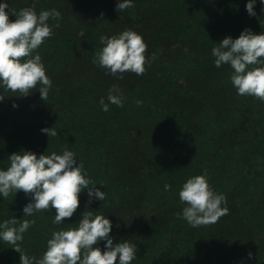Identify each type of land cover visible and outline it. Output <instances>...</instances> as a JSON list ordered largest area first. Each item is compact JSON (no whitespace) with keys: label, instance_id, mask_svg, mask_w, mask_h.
Returning a JSON list of instances; mask_svg holds the SVG:
<instances>
[{"label":"trees","instance_id":"1","mask_svg":"<svg viewBox=\"0 0 264 264\" xmlns=\"http://www.w3.org/2000/svg\"><path fill=\"white\" fill-rule=\"evenodd\" d=\"M5 2L10 20L12 9L32 6L37 14L56 9L61 15L49 19L53 35L33 53L52 81L47 100L40 85L27 96L0 87V170L10 166L12 153L67 148L105 192L101 201L82 190L76 212L59 225L52 222L54 208L24 216L32 197L23 191L0 195V223L35 221L18 242L24 253L41 258L54 231L78 227L91 211L111 221L114 244L136 245L131 264H264V102L238 95L233 69L216 67L212 55L220 41L246 28L264 32L261 0L255 16L246 10L248 0H133L123 11L116 10L120 0ZM129 29L147 44L148 63L143 75L125 72L119 79L93 60L102 35ZM114 86L122 107L107 99ZM51 127L55 137L41 131ZM205 173L229 211L214 224L192 227L177 217L185 207L179 190ZM105 244L94 247L104 251ZM0 264H20V253L2 240Z\"/></svg>","mask_w":264,"mask_h":264},{"label":"clouds","instance_id":"2","mask_svg":"<svg viewBox=\"0 0 264 264\" xmlns=\"http://www.w3.org/2000/svg\"><path fill=\"white\" fill-rule=\"evenodd\" d=\"M255 2L248 0L246 4L250 16L256 15ZM261 3L264 4V0ZM133 6V0H120L116 10L123 11ZM6 8L7 2L0 3V87L5 92L27 96L40 85V98L46 101L52 81L46 75L41 56L33 53L53 35L49 19L59 20L61 14L56 9L37 14L32 6L19 11L12 9L16 19L10 20ZM55 27H59V24ZM99 39L103 47L95 53L93 63L106 69V74L123 79L125 72L138 76L145 73L148 46L136 31L124 30L111 37L102 35ZM212 55L216 67L228 64L233 69L230 79L238 95L252 96L264 102V32L256 34L246 28L238 38L229 36L220 41L218 46L212 48ZM250 65L258 66L249 68ZM4 97L0 94V101ZM107 99L111 104L123 106L118 86L109 89ZM136 103L139 105L142 102L138 100ZM100 105L103 111H108L104 98L100 99ZM41 131L49 137L58 134L53 127ZM8 159L10 166L0 170V195L5 199L19 191L30 195L32 200L24 206V216L54 208L56 214L52 222L59 225L76 212L82 190H88L90 199H105V192L86 178L83 163L77 164L74 152L67 148L62 154L52 152L39 156L31 151H21L12 153ZM164 190L169 191L170 186L165 184ZM179 200L185 207L182 213H177V217L183 218L192 227L214 224L229 211L221 206L226 204V197L213 191L206 173L188 178L179 190ZM34 223V220L24 219L17 227L16 218L0 223V240L20 253V264H116L117 259L119 264H131L136 258V245L127 240L114 244L109 235L111 221L91 211L83 212L78 227L54 231L41 258L30 257L18 242L23 240V234ZM102 240L106 241L104 251L94 247Z\"/></svg>","mask_w":264,"mask_h":264}]
</instances>
